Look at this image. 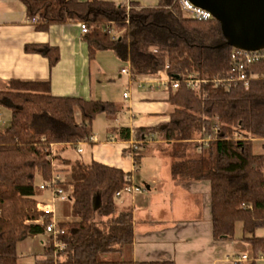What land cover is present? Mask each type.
Returning a JSON list of instances; mask_svg holds the SVG:
<instances>
[{
	"label": "trees",
	"instance_id": "trees-1",
	"mask_svg": "<svg viewBox=\"0 0 264 264\" xmlns=\"http://www.w3.org/2000/svg\"><path fill=\"white\" fill-rule=\"evenodd\" d=\"M20 1L29 21L38 18L32 25L36 31L84 23L90 60L111 52L130 63L134 79L166 73L181 81L177 91H170L168 122L138 128L133 135L127 127L115 131L123 141L141 143L142 151H132L136 166L152 142L170 157L175 181L210 182L214 239L249 244L246 264H257L264 255V236L256 235L264 230V60L249 69L256 77L247 89L209 83L195 92L182 82L184 77L212 80L229 74L231 55L239 50L214 18L186 17L177 0H159L153 8L131 3L129 9L103 0ZM26 50L48 58L51 67L59 61L57 50L48 46ZM0 107L11 113L10 125L0 130V264H17L18 244L44 234L51 223L50 216L37 210V178L49 181L62 172L53 163L63 148L89 142L94 121L101 115L114 119L122 108L108 101L55 97L48 81H10L0 91ZM255 143L262 153L254 152ZM62 162L71 180L61 187L77 221L60 224L64 234L59 240L66 249L57 254V264H174L124 257L134 241L133 210L120 208L115 195L130 184L128 174L97 162ZM98 197L101 204L95 210ZM41 218L43 224H36ZM238 224L240 238L235 234ZM47 252H54L51 243ZM113 255L119 259L109 260Z\"/></svg>",
	"mask_w": 264,
	"mask_h": 264
},
{
	"label": "crops",
	"instance_id": "crops-1",
	"mask_svg": "<svg viewBox=\"0 0 264 264\" xmlns=\"http://www.w3.org/2000/svg\"><path fill=\"white\" fill-rule=\"evenodd\" d=\"M103 1L117 5L135 3L144 8L157 7L159 4V0ZM83 36L80 23L55 25L47 32L36 31L20 0H0V91L10 81H48L51 94L55 97L108 102L117 101V97L123 101L121 104L114 102L122 110L112 123L103 122L106 132L99 129L97 118L93 125V138L89 142L63 148L61 158L54 161L55 168L66 167L62 160H68L72 165L73 161L64 156L66 150L77 152L81 148L82 153L77 154H86V163L97 162L120 169L129 175L131 186L143 188L142 193L129 194L128 199L123 202L118 203L116 200L120 208L133 210L134 241L131 249L124 255L127 260L171 261L174 264H232L237 256H250V245L245 242L214 239L210 182L175 181L170 168L173 182L162 185L161 196L153 199V186L158 183L159 171L164 170L167 158L156 152L153 159L156 162L147 163L151 168L142 177L148 165L143 158L141 164L136 166L131 149L133 145H137V150L142 151L141 143L133 138L123 141L115 130L127 127L133 135L138 128H153L168 122L173 111L169 103L171 90L167 83L160 81L161 78L164 81L167 78L162 74L158 77L134 79L131 74H124L128 79L122 81L124 86L120 97L119 93L112 90L111 81H108L111 80V72L102 66L100 56L104 52L90 60ZM32 46H48L57 50L58 63L51 67L48 58L26 50ZM128 64L130 70V63ZM125 94H128L127 99L124 98ZM105 118L108 120V117ZM162 164L163 169H160ZM176 196L181 202L184 198L190 199L191 204L174 205L173 198ZM65 204L68 203H58L56 206L54 217L59 225L63 222ZM48 246L49 235L46 233L23 240L18 244L20 260L17 264H57V257L48 254Z\"/></svg>",
	"mask_w": 264,
	"mask_h": 264
},
{
	"label": "built area",
	"instance_id": "built-area-1",
	"mask_svg": "<svg viewBox=\"0 0 264 264\" xmlns=\"http://www.w3.org/2000/svg\"><path fill=\"white\" fill-rule=\"evenodd\" d=\"M181 9L186 17L198 20V21H208L213 19V16L210 12L203 10L194 6L189 0H177ZM127 8H130V5H126ZM32 25L38 22V18H34L29 21ZM80 29L82 34L88 33V28L84 23H80ZM264 60V50H260L257 52H247L244 50H238L231 55V65L232 69L229 74L224 76H216L212 80L207 78L201 79L196 75H189L188 77H184L183 83L187 85V87L195 92H199L202 89L203 85L211 83L214 87H222L226 90L237 86L238 84H243V86L247 89L250 86V81L254 79L255 74H250L249 69L257 62ZM123 74H131L130 70L123 69ZM165 74L167 80L164 81L162 78L160 81L167 83L169 85V89L171 91H177L179 89L181 81L173 80L169 78L166 73H161L159 75ZM124 98H128V94L124 95ZM211 140V137H208L205 140V143ZM132 150H137L138 146L133 145L131 147ZM78 153H82V149H77ZM54 165V163H53ZM63 180L62 176L55 172L49 181H42L39 185L40 193L45 191H49L51 193L52 199L50 201H38L37 210L41 212L44 217L50 216L51 223L48 224L45 228V233L52 238L54 245V253L58 254L66 249V244L59 240L64 234L63 229H61L60 225L55 220L56 214V206L58 203L69 202V198L65 190L61 187ZM143 188H138L131 186L130 184L125 186L121 191L117 192L115 197L119 198L123 194H134V193H142ZM43 218L35 221L36 224H43ZM250 261L249 256L240 255L235 257L232 260V264H246Z\"/></svg>",
	"mask_w": 264,
	"mask_h": 264
},
{
	"label": "rangeland",
	"instance_id": "rangeland-1",
	"mask_svg": "<svg viewBox=\"0 0 264 264\" xmlns=\"http://www.w3.org/2000/svg\"><path fill=\"white\" fill-rule=\"evenodd\" d=\"M100 59H102L101 60L102 66H104L105 70L107 71V69H108L109 72H111V74H110L111 80H108V81H111L110 83L112 84V86H111L112 90L116 91L117 93H119L120 97H121L122 87L124 86L122 81H127V79H128L122 73V70L123 69L129 70V64L127 62H122L119 59H116L115 56L111 52H104V54H101ZM158 76H160V75H158ZM116 100L117 101H114L116 103H120L121 104L123 102L121 99H119V98L117 99V97H116ZM105 117L106 116H104V115L98 117L99 120L97 122L98 126H99V129L103 133L106 132V130L104 128L105 125L103 124V122L104 121H110L112 123V121L114 120V119H110V118H108V120H107ZM10 122H11V113L6 108L0 107V130H3L5 128H7L10 125ZM66 151L67 152L64 154V156L69 158L71 161H73V163L75 161H77V160L85 162V163L88 162V159L86 158V154L85 155H82V154L78 155L76 151H73V150H70V149H67ZM156 152L163 154L161 151H159L156 148V144L155 145H149L148 147H146L144 149V159H145L146 165H148L147 166L148 168L145 170V172H144L142 177H144L145 173L147 172V170L149 171L150 168H151V165H149L147 163L154 164L156 162V160H153L154 159V154H156ZM254 152L256 154L262 153L261 144L255 143ZM162 157L165 158V159L166 158L170 159V157L165 155V154H163ZM167 159L165 161L163 160L164 163H165L164 164V170L162 172L159 171L158 183L153 186L154 190H155L153 199H157L159 196H161V194H162L161 193L162 185H164L167 182H173V180L171 178V175H170V168H171L170 161L171 160L168 159L169 160L168 161ZM54 167H55V164H54ZM152 167H154V166H152ZM160 167H161L160 169H163V164ZM64 169H65V167H59L58 170L62 171L63 173H61L59 171H57V172L62 176V178H63V180L65 182H69L71 180V173L68 172V171H63ZM41 183H42V180L38 177L37 180H36V186L39 187V185ZM141 185L145 186L143 184H141ZM128 197H129V194H123L121 197L116 198V200L119 203V202H123L124 199H128ZM36 199H37V201H44V200L45 201H50L52 199L51 193L49 191H45L43 193H38ZM173 201H174V205H178V206H180L179 204H181V203H183L181 205H190L191 204V200L190 199H187V198L185 199L184 198L182 200V202H181V199H179L178 196L174 197ZM63 203H65V202H63ZM66 203H68V204H65L64 208H63L65 210V212H64V215L62 217V221H63L62 223H72L73 221H77L72 216L71 204L69 202H66ZM235 234L238 237L242 236V226H241V224H238L236 226ZM256 235L257 236H264V230L260 229V230L256 231ZM50 243H51V245L53 246V249H54L52 238L49 236V245H50ZM52 254H53L54 257H57V254H55L54 252ZM108 259L112 260V261H115V260H118L119 257L116 256V255H113V256H109ZM256 262H257V264H264V255L262 257L260 256Z\"/></svg>",
	"mask_w": 264,
	"mask_h": 264
},
{
	"label": "water",
	"instance_id": "water-1",
	"mask_svg": "<svg viewBox=\"0 0 264 264\" xmlns=\"http://www.w3.org/2000/svg\"><path fill=\"white\" fill-rule=\"evenodd\" d=\"M194 6L210 12L231 44L240 50H264V0H189ZM101 198L94 201L100 207Z\"/></svg>",
	"mask_w": 264,
	"mask_h": 264
}]
</instances>
